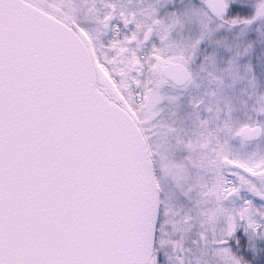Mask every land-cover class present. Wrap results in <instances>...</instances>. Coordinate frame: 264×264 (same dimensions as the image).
Returning <instances> with one entry per match:
<instances>
[{"label": "snow or ice", "instance_id": "1", "mask_svg": "<svg viewBox=\"0 0 264 264\" xmlns=\"http://www.w3.org/2000/svg\"><path fill=\"white\" fill-rule=\"evenodd\" d=\"M0 264H264V0H0Z\"/></svg>", "mask_w": 264, "mask_h": 264}]
</instances>
